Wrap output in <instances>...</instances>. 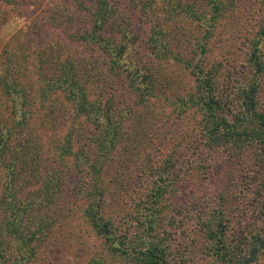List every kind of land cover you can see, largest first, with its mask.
<instances>
[{
    "label": "trees",
    "instance_id": "obj_1",
    "mask_svg": "<svg viewBox=\"0 0 264 264\" xmlns=\"http://www.w3.org/2000/svg\"><path fill=\"white\" fill-rule=\"evenodd\" d=\"M163 64L191 86L154 112ZM202 148L251 179L210 183ZM76 220L96 242L78 264H264V0H70L2 49L0 264H51Z\"/></svg>",
    "mask_w": 264,
    "mask_h": 264
},
{
    "label": "rangeland",
    "instance_id": "obj_2",
    "mask_svg": "<svg viewBox=\"0 0 264 264\" xmlns=\"http://www.w3.org/2000/svg\"><path fill=\"white\" fill-rule=\"evenodd\" d=\"M31 3V5L28 7V10L24 14H20L21 11H10L7 10L5 14L0 13V53L2 49L5 46H15L17 43H22V41L28 37L30 26L32 23L41 15V12H43L46 8H49L51 6L55 5H62L70 0H26ZM4 12V11H3ZM2 16L5 17V20H2ZM135 25V28L138 29L140 34H143L145 30H147V19L143 15L136 16L135 20L130 19V23ZM188 24L186 23L184 26V29L188 28ZM183 29V30H184ZM219 48H214L213 57H218L220 53V48L222 45H230L226 42H220ZM228 49V48H227ZM235 54L237 55V51H235ZM157 65V64H156ZM157 67V66H156ZM157 70V68H156ZM179 68L177 66H171V64L168 65H161L159 67V77H165L169 79V86L168 90L163 91V95L161 94L160 97H162L160 100L156 101H150L149 107L151 108L153 106V111L160 110V107L162 105H166L164 101L165 98L172 99V93L171 91L173 88H179V93L182 90H189L191 84L188 82L185 85H180L179 77H176L178 75L177 72H179ZM156 72V73H157ZM190 81V80H189ZM185 94V92H184ZM183 94V95H184ZM148 108H143V116H144V124L147 123V120L145 118V115L148 114ZM169 109V108H166ZM188 119H185V122H187ZM163 120L157 124L158 129H161L162 131L168 130V131H174L175 130V124L174 121H169L167 126L163 125ZM189 127H191V123L188 124ZM179 129V128H178ZM187 129V128H186ZM182 132H185V128H180ZM190 129H188L187 132H189ZM170 145V144H168ZM171 146V145H170ZM168 147V146H167ZM169 148V147H168ZM203 155L201 156L203 159H206L210 164L213 162H217V165H220V176L218 179L214 177V181H211L210 183L213 184H219L220 187H230V185L233 184H241V188H243V185H245L249 179V177H252V174L250 172H247V169H250L249 167L252 166V162H249L247 160L240 159L237 162L230 163L227 162L226 155L223 153V151H209L207 149H203L202 151ZM225 164V165H224ZM224 165V166H221ZM198 178H201L199 181ZM135 178H133L134 181ZM202 177L196 175L194 176V182L193 185L196 187V185L200 188L204 187L203 185H199V183L202 182ZM204 184V183H203ZM205 183V187H206ZM194 187V188H195ZM201 191V190H200ZM109 197V196H108ZM110 202V207L115 206V203L113 200ZM78 216V215H76ZM59 240L57 242V246L52 250L51 256L49 257L51 264H78L80 260H82V257L86 256L88 253L93 250V248L96 245L94 234L83 225V222L80 220L74 221L69 228H67L65 231H62V235L58 236ZM201 244L195 247V249H191V256L198 258V252L201 249Z\"/></svg>",
    "mask_w": 264,
    "mask_h": 264
}]
</instances>
